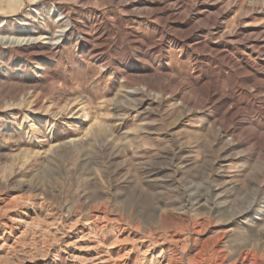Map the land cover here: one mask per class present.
<instances>
[{
	"label": "rangeland",
	"instance_id": "374dc122",
	"mask_svg": "<svg viewBox=\"0 0 264 264\" xmlns=\"http://www.w3.org/2000/svg\"><path fill=\"white\" fill-rule=\"evenodd\" d=\"M260 30L264 0H0V264H264V157L199 92L246 72L264 113Z\"/></svg>",
	"mask_w": 264,
	"mask_h": 264
},
{
	"label": "bare ground",
	"instance_id": "6f19581e",
	"mask_svg": "<svg viewBox=\"0 0 264 264\" xmlns=\"http://www.w3.org/2000/svg\"><path fill=\"white\" fill-rule=\"evenodd\" d=\"M206 8H208V7H206ZM208 9H212L213 10V9H216V7L214 6V7L208 8ZM202 14H203V12L200 13L199 16H203ZM224 15H225V12L223 10H219L218 11L219 18L217 16V18H215V22H213L212 24H210V27H212V31H216V30L221 29L220 28L221 27V23H219V19L221 17H223ZM168 21H169V19H168ZM200 30H201L200 29V26H198V27L196 26V27L192 28V32H191L190 35H188L187 39L188 38H191L192 35H194L195 33L199 32ZM254 33L255 34L248 35L245 38L241 37L242 39H240L239 42L242 43V44H244V46L247 49H250L251 51H255V53L258 52L259 55H261L262 57H264V30H262V31L260 30V31L254 32ZM198 39H201V38H198ZM168 40H169V37L166 36V39L164 40L163 45L160 48L162 52H164L165 45L167 44V41ZM210 47L211 46L207 47L208 51H210L209 50ZM219 62H220V59H219ZM223 67H220L221 72H222V68ZM229 67H230V65L228 66V64H227L223 68V70L224 69H228L227 71H229L230 70ZM232 70L229 71V73L230 72L232 73L233 72ZM222 74H228V73H224V71H223ZM247 75L248 74L246 72L235 71L228 78L225 77L226 80L225 79H222V81L225 82V84H226V86L228 88V92H230V94H225L224 96H221L222 97L221 99H219V98L217 99L216 98V93L218 92V85H219L220 80H218V81L215 80L214 79L215 77L211 80L210 85H208L207 87L202 86L201 89H199V92L205 91V92L208 93V100L212 103L213 110L217 109L221 105H224L223 112H226V114L223 117L219 118L218 120H215L212 123V125L213 126H218L219 127V130H228L232 134V135H230V140H231L230 142L240 141L242 143V145H250L249 146V150H248L249 152H252L255 155L258 154L261 157H264V113L261 114V115H259L258 113L254 112L252 110H249V109L248 110H241L239 108V106H238V101L235 100V96H236L237 93L234 92V91L237 90V89L245 90L248 93L252 94V96L254 97V99H257V97L253 93V90L258 91V89H259L258 87L260 86L261 82L260 81H257L256 82L257 85L254 84L253 86H251V85H249V82L244 81L245 79H247ZM165 76L168 79H170V84L168 85V84L162 83L161 88H163L164 85H165V88L168 89L169 86H172L173 84L176 83L177 85H176V87L174 88L173 91H177V90H179V88L182 89L185 86L184 84L178 83L176 81V79H174V77H172L170 74H166ZM256 76L258 78H264V73H262V74L261 73H257ZM262 80L264 82V79H262ZM193 92L195 93V89H191L190 93H193ZM262 92H264V89L262 90ZM186 103L189 106H192L193 104H196L197 101L194 100V99H191L189 101H186ZM263 104H264V97H263ZM230 107H233L234 110L231 109L233 111H230L229 110ZM241 117H243V118L245 117L247 119V121H246V123H244V126L242 128L241 127L240 128H237L238 127V124H240L239 121H240ZM253 118L255 120L256 119L258 120V122L256 124L252 123ZM234 130H236V131H234ZM235 132H238V133L236 134ZM205 145L203 147H205ZM190 227H192V225ZM200 232H202V229L200 231H197L196 233L197 234H200ZM162 240H164V239H162ZM166 240H168V239L166 238ZM175 241H176V239H175ZM209 241H213V243H217L219 241V239L217 238V239H214V240L212 239V240H209ZM206 243H204V245ZM202 251H205V249L202 250ZM202 251L199 253V255L202 253ZM217 253L218 252H216V254ZM164 254H166V253H164ZM254 257H255V254L254 253L247 252L244 255H241L240 256V261H239L240 263L239 262L238 263L239 264H247L249 262H252V260H253ZM219 263H220V261H219Z\"/></svg>",
	"mask_w": 264,
	"mask_h": 264
}]
</instances>
